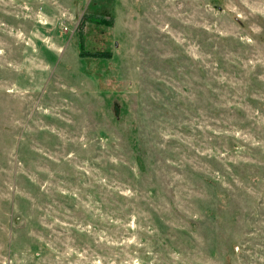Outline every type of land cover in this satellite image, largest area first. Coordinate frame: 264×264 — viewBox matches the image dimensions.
I'll list each match as a JSON object with an SVG mask.
<instances>
[{"label": "rangeland", "instance_id": "rangeland-1", "mask_svg": "<svg viewBox=\"0 0 264 264\" xmlns=\"http://www.w3.org/2000/svg\"><path fill=\"white\" fill-rule=\"evenodd\" d=\"M0 264H264V0H0Z\"/></svg>", "mask_w": 264, "mask_h": 264}, {"label": "trees", "instance_id": "trees-1", "mask_svg": "<svg viewBox=\"0 0 264 264\" xmlns=\"http://www.w3.org/2000/svg\"><path fill=\"white\" fill-rule=\"evenodd\" d=\"M96 16L93 13H83L79 18L77 25L75 27V36L77 39V45L80 50L83 48L84 35H83V26L85 23L96 22ZM81 54V51H80Z\"/></svg>", "mask_w": 264, "mask_h": 264}]
</instances>
